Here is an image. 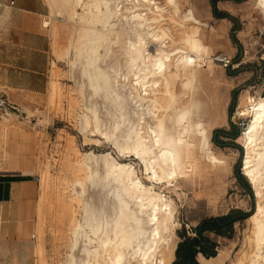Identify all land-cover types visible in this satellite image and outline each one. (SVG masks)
<instances>
[{"label":"rangeland","instance_id":"rangeland-1","mask_svg":"<svg viewBox=\"0 0 264 264\" xmlns=\"http://www.w3.org/2000/svg\"><path fill=\"white\" fill-rule=\"evenodd\" d=\"M45 1L48 12L47 16L42 18V23L44 24L46 20L51 21L46 27L51 38L49 86L39 99L21 96L13 98L8 103L0 93V133L5 131L6 134L5 138L2 137L4 143L0 144V149L4 156L5 154L7 156L4 161L0 160V170L32 174L39 182L36 264H96L97 257L88 255L85 252L86 247L96 248L100 262L103 260L101 264H107L104 258L105 253L98 247L97 238H105V232L114 237V234L110 233L111 227L106 226V223L113 222L114 226L115 219L119 220L115 184L105 180V173L101 166L98 169L99 176L93 181L85 180L84 172L77 173L76 177L69 168L86 152L93 151L96 154L110 152L117 160L134 162L140 177H143L146 184L149 183L143 173L144 165L139 159L129 156L123 160L111 139L99 134L91 137L92 134L87 133L85 129L82 117L88 108H95L93 110L105 124V131L112 128L114 118L119 117V110L103 94L95 93L89 87L88 75L94 68L93 65L91 67L90 58L98 57L96 66L100 65L104 67L103 69L120 72L117 74L125 77V82L128 77L130 81L134 78L132 69H135V66L133 68L131 66L133 62L127 49L130 43L128 40L134 41L135 36L131 32V26H128L129 21L121 16L118 22L116 21L120 36L103 39L96 55H92L88 48L93 46L92 43L83 45L81 52H78L71 45V41H79L75 36L76 28H79L83 22L74 23L68 20L66 14L56 13L58 4L55 2L60 0ZM113 1L125 14L128 12L126 9H129L126 7L133 6L130 0V2L128 0ZM157 1L163 2V0ZM190 1L197 16L209 24L208 27H203V32L206 42L212 45V58L216 59L217 65L214 74L210 75L206 83H203L201 93L209 102L210 108L223 120L212 130L211 146L219 156L224 158L226 168L221 172L222 179H218L215 174H210L197 180V187L188 186L183 180H178L175 189L173 186L170 187L171 189L162 188L164 194L173 199L177 208L175 235L172 238V245H175L176 251L184 237L195 235V228L202 220L226 215L231 211H242L251 216L258 203L256 191L243 172V158L246 150L245 146L238 141L244 130L238 108L243 95L254 97L264 95V14L254 5V0ZM211 27L216 29L213 35L209 31ZM121 29L124 31L122 32ZM148 48L152 51L157 46L150 43ZM75 52L77 54H74ZM221 58L230 60L227 66L225 62L220 61ZM126 67L129 68L126 70ZM51 83L56 85L59 83L57 85L59 94L53 104L49 95ZM24 101L28 102L29 106L26 104L27 107H24L22 105ZM222 130L229 133L238 130L239 136L227 137L223 135ZM215 139L222 141L224 145H218ZM46 168L49 174L46 180H42V170ZM78 177L84 181L77 182ZM247 218L235 222L232 232L226 236L212 235L219 243L217 255L214 257H217L221 251L227 252L228 256L223 264H235L242 251L246 252V263L256 258L257 251L253 250V246L248 242L251 224ZM96 222L100 229L97 232L98 235L94 234L97 230L92 227V223ZM77 224L81 225V229L75 235L72 228L74 227V231ZM169 235L172 236V233ZM88 236L94 240L92 244H89ZM176 251L172 264L176 260ZM131 254L132 251L127 252L123 264H137ZM202 256L198 257L200 264H204Z\"/></svg>","mask_w":264,"mask_h":264},{"label":"bare ground","instance_id":"bare-ground-1","mask_svg":"<svg viewBox=\"0 0 264 264\" xmlns=\"http://www.w3.org/2000/svg\"><path fill=\"white\" fill-rule=\"evenodd\" d=\"M130 1L133 6L125 8L127 14L122 13L113 0H60L55 3L58 4L56 13L66 14L71 22H83L76 28L75 36L79 41L70 43L78 52L83 45L92 43L93 46L88 48L92 55H96L103 39L120 36L117 31L119 17L129 21L135 40H128L129 48L125 49L131 54L132 68L135 66L132 69L134 78L128 81V77L126 83V78L118 75L120 72L96 66L98 57L90 58L94 68L88 75L89 87L109 99L119 110V117L114 118L109 131H105V124L93 110L95 108H88L82 117L91 137L99 134L111 139L123 160L129 156L139 159L149 183L140 177L134 162L117 160L110 152H86L80 159H75L69 169L76 177L77 173L84 172V179L93 181L99 176L101 166L105 180L115 184L119 220L115 219L114 226L113 222L106 223L114 237L106 232L105 238L96 236L107 264H123L127 252L131 251L137 264H172L176 251L172 238L177 208L162 188L171 189L173 186L175 189L178 180L197 187V180L210 174L222 179L221 172L226 168L224 158L211 146L212 130L223 120L201 93L203 83L214 74L217 64L212 58V45L206 42L203 32V27L209 24L197 16L190 0ZM254 5L264 14V0H254ZM50 22L46 20L43 25L49 26ZM209 31L213 35L216 29L211 27ZM150 43L156 44L157 48L151 51L148 48ZM57 85L51 83L50 86L52 104L59 94ZM238 115L250 117L238 141L246 150L243 172L250 179L258 198L255 212L247 218L251 224L248 242L257 251V256L246 263V252L242 251L235 264H264V95H243ZM5 135V131L0 133L1 137ZM48 174V168L42 170V180H46ZM76 181L84 180L78 177ZM92 227L97 230L96 235L100 230L97 222L92 223ZM73 228L76 235L81 225L77 224L74 231ZM171 233L172 236L169 235ZM93 241L88 236L89 244ZM85 252L97 257L96 264L103 261L100 262L96 248L86 247ZM227 256L226 251H221L217 257L202 256V261L204 264H223Z\"/></svg>","mask_w":264,"mask_h":264},{"label":"crops","instance_id":"crops-1","mask_svg":"<svg viewBox=\"0 0 264 264\" xmlns=\"http://www.w3.org/2000/svg\"><path fill=\"white\" fill-rule=\"evenodd\" d=\"M14 1L10 5L9 0H0V93L8 103L21 96L39 99L48 89L51 69V38L42 23L46 1ZM3 156L0 149L1 161ZM39 194L34 175L0 170V264H36ZM204 235L218 251L213 236L219 235Z\"/></svg>","mask_w":264,"mask_h":264},{"label":"trees","instance_id":"trees-1","mask_svg":"<svg viewBox=\"0 0 264 264\" xmlns=\"http://www.w3.org/2000/svg\"><path fill=\"white\" fill-rule=\"evenodd\" d=\"M223 135L231 138H237L239 131L234 130L229 133L222 130ZM218 145L223 146L222 141L214 140ZM250 214L242 211H231L226 215L211 217L202 220L195 228V235L184 237L179 243L176 251V260L173 264H200L196 256L202 253L205 257L210 258L217 255L216 243L204 235L205 232H212L219 236L230 234L237 221L246 219Z\"/></svg>","mask_w":264,"mask_h":264},{"label":"built area","instance_id":"built-area-1","mask_svg":"<svg viewBox=\"0 0 264 264\" xmlns=\"http://www.w3.org/2000/svg\"><path fill=\"white\" fill-rule=\"evenodd\" d=\"M14 3H15V1L14 0H9V4L10 5H14ZM47 27V26H46ZM220 61H222V62H225V65L227 66L228 65V63L230 62V60H228L227 58H221L220 59ZM10 107H12V108H15L14 106H12V105H9ZM240 117H242V126H243V129L245 130L246 128H247V126H248V124H249V117H245V116H240ZM244 130L242 131V133L244 132ZM35 237V236H34Z\"/></svg>","mask_w":264,"mask_h":264}]
</instances>
